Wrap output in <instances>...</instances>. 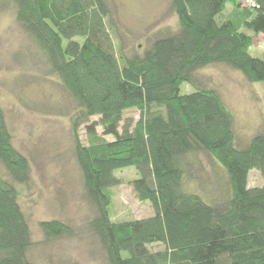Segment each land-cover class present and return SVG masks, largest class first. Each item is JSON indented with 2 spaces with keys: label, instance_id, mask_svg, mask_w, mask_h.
Instances as JSON below:
<instances>
[{
  "label": "trees",
  "instance_id": "1",
  "mask_svg": "<svg viewBox=\"0 0 264 264\" xmlns=\"http://www.w3.org/2000/svg\"><path fill=\"white\" fill-rule=\"evenodd\" d=\"M255 1L258 8L243 0H169L178 29L128 57L113 34L112 0H11L76 103L74 155L93 208L88 227L108 264H264V185L249 186L252 170L264 179V130L238 147L233 115L217 92L181 93L198 70L216 64L264 84V59L250 54L264 34V0ZM132 109L140 112L135 124L124 119ZM201 153L227 174L230 195L220 204L185 189L189 159ZM127 168L137 170L134 192L154 215L114 222L111 188ZM31 173L0 105V264H36L27 255L33 242L18 189ZM41 229L48 239L71 232L58 220Z\"/></svg>",
  "mask_w": 264,
  "mask_h": 264
},
{
  "label": "rangeland",
  "instance_id": "2",
  "mask_svg": "<svg viewBox=\"0 0 264 264\" xmlns=\"http://www.w3.org/2000/svg\"><path fill=\"white\" fill-rule=\"evenodd\" d=\"M112 6L113 34L128 57L178 29L169 0H112ZM250 54L264 59V34L254 37ZM194 79L195 85L185 83L181 93L191 94L198 88L217 92L233 115L238 147H245L264 130L263 83H251L241 72L220 64L198 70ZM0 105L13 146L29 159L32 169L29 184L18 186L33 242L28 258L36 264H108L99 240L88 227L93 208L84 195L74 155L71 120L76 103L59 78L49 72L43 54L17 21L11 0H0ZM139 118L137 109L124 114L133 124ZM97 120L99 117L91 119ZM98 132L102 133L101 127ZM79 138L87 143L85 127L79 131ZM189 162L191 175L185 189L209 204L224 202L230 186L222 165L202 153ZM116 177L120 184L111 188V219L124 222L153 216L150 202L140 201L134 192L132 183L140 177L137 170H119ZM263 185L261 173L252 170L249 186ZM52 220L69 226L70 235L46 238L41 223Z\"/></svg>",
  "mask_w": 264,
  "mask_h": 264
},
{
  "label": "built area",
  "instance_id": "3",
  "mask_svg": "<svg viewBox=\"0 0 264 264\" xmlns=\"http://www.w3.org/2000/svg\"><path fill=\"white\" fill-rule=\"evenodd\" d=\"M244 5L249 6L251 8H258V5L255 0H243Z\"/></svg>",
  "mask_w": 264,
  "mask_h": 264
}]
</instances>
